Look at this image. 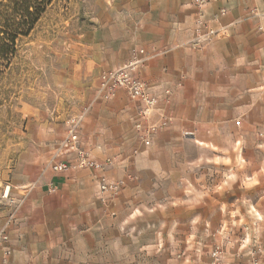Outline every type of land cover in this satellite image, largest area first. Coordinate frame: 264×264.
<instances>
[{
    "label": "rangeland",
    "instance_id": "374dc122",
    "mask_svg": "<svg viewBox=\"0 0 264 264\" xmlns=\"http://www.w3.org/2000/svg\"><path fill=\"white\" fill-rule=\"evenodd\" d=\"M16 1L0 0V39L21 21ZM124 4V0H51L29 34L18 35L13 54L0 59V235L5 237L0 240V264L5 252H9L6 264L13 262L15 241L20 240L16 221L22 213L65 209L78 219L74 226L80 227L82 219L97 218L95 212L73 210L60 200L97 201L99 177L107 179L105 172L117 161L111 158L112 165L101 174L77 170L62 192L46 194L38 178L49 155L41 149L56 126L44 121L55 117L61 98L80 91L66 74L78 73L80 79L87 75L82 63L88 58L84 39L103 32L99 23L116 20ZM101 72L94 99L109 103L116 97L96 98ZM76 106L69 109L71 116L81 105ZM214 128L217 134L225 131L221 124ZM236 128V134L264 140V123H236ZM188 134L181 137L191 139ZM175 144L170 141L160 153L143 157L138 167L147 170L142 176L145 186L134 189L128 182L118 196L125 204L115 216L99 212L108 234L103 238L104 264H264V154L257 156L253 148L248 153L242 141L234 143L229 155L223 141L216 146L192 142L182 153ZM197 147L203 157L193 153ZM257 167L259 172L254 171ZM27 198L41 204L24 205ZM89 239L93 247L87 252ZM97 239L67 236L59 251L20 254L16 264H102Z\"/></svg>",
    "mask_w": 264,
    "mask_h": 264
},
{
    "label": "crops",
    "instance_id": "0c3cea01",
    "mask_svg": "<svg viewBox=\"0 0 264 264\" xmlns=\"http://www.w3.org/2000/svg\"><path fill=\"white\" fill-rule=\"evenodd\" d=\"M124 2L116 20L101 21L97 28L104 31H99L96 37L84 39L88 41V58L82 62L88 68L87 75H83L85 79H80L78 73L73 75L72 71L66 74L73 84H78L80 91L61 98L55 106V117L44 121L56 126V133L41 149L49 155L43 174L38 178L40 189L46 194L62 192L77 171L52 174L48 163L66 135L68 120L81 115L78 128L80 147L98 162L107 158L117 161L118 164L109 168L105 175L109 181H125L121 192L128 182L131 188H144L142 176L147 170L138 166L143 163L144 156L160 153L170 141L176 143L172 145L175 148L180 147L178 153L192 142L214 143L216 146L215 142L223 141L229 155L233 154L234 143L242 141L248 153L253 148L257 156L264 154V140L235 132L236 123L242 126L264 123V35L257 30L258 26L264 27V0H207L200 12L192 6L191 0ZM253 9L257 10V16L251 13ZM221 10H225L224 15H220ZM198 20L207 21L213 28L224 27L226 34L200 50L191 48ZM139 49L145 51L148 59L139 68L138 77L158 97L160 108L173 117L164 132L154 136L148 147L139 141L134 128L140 104L131 102L122 91L109 103L94 99L99 73L126 64L132 52ZM166 90L173 91L167 101ZM76 103L81 106L71 116L69 109L78 108ZM223 112L225 116L221 117ZM217 124H221L224 133H216L214 126ZM184 132H189L191 139H183ZM193 153L203 157L198 147ZM71 159L73 156L67 160ZM254 171L259 172V167ZM121 172L123 176L118 177ZM50 186L54 192L49 191ZM118 196L106 205L99 198L97 201L74 197L60 200L63 202L59 204L71 206L73 210L97 214L96 219L93 216L82 219L81 227L74 226L73 221L78 219H73L65 209L61 213H22L16 221L20 240L15 241L12 264H16L20 254L59 251L65 243L61 239L67 236L98 238L97 259L104 264L103 238L108 234L102 228L104 220H99V212L108 211L115 216L118 212L115 211L125 204ZM40 204L36 198H27L24 202V205L33 207ZM115 232L120 233V230ZM86 247L90 252L93 247L91 239Z\"/></svg>",
    "mask_w": 264,
    "mask_h": 264
},
{
    "label": "built area",
    "instance_id": "2783aa9c",
    "mask_svg": "<svg viewBox=\"0 0 264 264\" xmlns=\"http://www.w3.org/2000/svg\"><path fill=\"white\" fill-rule=\"evenodd\" d=\"M198 12L206 6L207 0H191ZM251 13L257 16V10L253 9ZM225 10L220 11V15H224ZM257 30L264 35V27L258 26ZM226 34L224 27H210L207 21L198 20L195 30L194 39L191 41V48L200 49L212 41ZM148 59L145 51L142 49L134 50L130 60L111 70L101 72L97 87V98L103 100H111L116 97L119 91L134 103L140 104L135 114L134 128L139 141L143 146L148 147L151 140L173 121V117L160 108L159 99L152 94L147 84L138 77L139 68L144 61ZM170 91L164 92L165 100L170 96ZM156 116V120L153 117ZM82 115L68 120V128L66 135L60 141L54 154L51 156L48 168L52 174H61L75 170H90L96 174L112 165V160L107 158L101 162L94 160L90 153L80 147L79 140V124ZM70 156L73 159L67 160ZM125 186L124 180L109 181L103 176L98 180V198L103 204H109L122 191ZM50 192H54L52 186L49 187ZM5 237L0 235V240ZM9 252H5L2 264L7 263Z\"/></svg>",
    "mask_w": 264,
    "mask_h": 264
},
{
    "label": "trees",
    "instance_id": "16d2710c",
    "mask_svg": "<svg viewBox=\"0 0 264 264\" xmlns=\"http://www.w3.org/2000/svg\"><path fill=\"white\" fill-rule=\"evenodd\" d=\"M50 1L51 0H17L14 2L15 5H18L19 10H17V13L20 14L21 21L16 25V28L13 30L10 28V33L5 32L4 38L0 39V59H8V57L13 54L14 50H12V47L18 35L27 36L29 34L40 16L44 13ZM4 39L5 41H3ZM7 42H9L11 46H9Z\"/></svg>",
    "mask_w": 264,
    "mask_h": 264
}]
</instances>
